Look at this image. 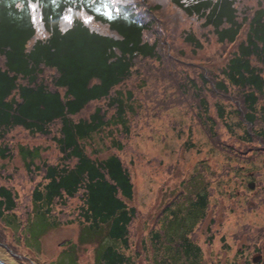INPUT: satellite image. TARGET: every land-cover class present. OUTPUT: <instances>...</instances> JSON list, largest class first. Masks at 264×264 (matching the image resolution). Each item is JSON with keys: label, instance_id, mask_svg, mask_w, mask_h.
I'll return each mask as SVG.
<instances>
[{"label": "trees", "instance_id": "trees-1", "mask_svg": "<svg viewBox=\"0 0 264 264\" xmlns=\"http://www.w3.org/2000/svg\"><path fill=\"white\" fill-rule=\"evenodd\" d=\"M30 3L0 0V165L12 163L0 166V243L19 255L30 233L78 222L99 264H133L130 249L196 263L218 190L208 180L172 196L155 219L163 231L153 226L135 246L142 207L122 153L174 108L227 157L218 175L264 152V0H122L114 19L79 0Z\"/></svg>", "mask_w": 264, "mask_h": 264}, {"label": "rangeland", "instance_id": "rangeland-1", "mask_svg": "<svg viewBox=\"0 0 264 264\" xmlns=\"http://www.w3.org/2000/svg\"><path fill=\"white\" fill-rule=\"evenodd\" d=\"M171 112L175 117L170 116L174 118L173 120L162 119L155 121L156 126L154 123L151 129L143 128L138 134L133 135V142H129L128 150L122 153L125 163L133 161L130 165L135 183L132 203L140 209L142 207L134 229L135 246L138 243L140 245L142 237H148L153 226L161 227L160 230L163 231L164 217L161 219V225H155V219L165 204L167 205L173 198V189H186L187 193H196L201 191L203 184L209 180L210 183L206 188L209 186L218 190L213 193L212 200L219 202L214 214L216 221H220L222 230L220 231L224 233V238L219 240L216 238L209 247L202 244L207 223L211 218V212H208L206 221L198 230V235L196 229L199 253L196 263L193 264H226V261L231 263V260H223L230 259L235 249L231 233H234L240 225L264 219V198H262L264 197V152L254 157L251 163H240L243 167L236 176L226 178L224 175H218V171L222 170L221 165L228 161L227 157L211 149L204 133L192 128L191 133L189 125L192 124V119L188 115L185 116L176 108ZM18 139L29 141L30 144L38 142L30 137L21 136ZM51 145L54 147L53 144ZM236 160L230 158L229 165L232 167L239 165ZM19 161V158H15V162L19 163ZM11 165L12 163L7 164L5 161L0 166L6 170ZM203 165L206 168L202 169ZM214 172L217 174H213ZM179 180L184 182V186L175 183ZM251 181L255 182L252 188L248 186ZM249 198L260 200V205L255 206L253 204L255 201L249 202ZM220 201L230 205L227 211L221 208ZM249 203H252V206H248ZM188 204L189 202L183 205L184 210L186 209L184 217L189 213ZM175 207L172 210H175ZM169 227L168 225L166 232L172 231ZM80 232L81 225L78 222L43 227L39 234L28 235L27 241L34 247L20 245L22 254L16 255L0 243V260L6 264H99L95 258L98 243L81 241ZM221 232L216 235L222 236ZM245 241L244 238L240 240V242ZM129 253L131 256L135 254L133 264H163L164 261L161 260L163 250L158 256L154 254L161 263L151 260L142 251L130 249ZM28 256L32 260H28L26 258ZM217 257L222 258L217 260ZM210 258L215 260H209ZM180 264L185 262L181 261Z\"/></svg>", "mask_w": 264, "mask_h": 264}, {"label": "flooded vegetation", "instance_id": "flooded-vegetation-1", "mask_svg": "<svg viewBox=\"0 0 264 264\" xmlns=\"http://www.w3.org/2000/svg\"><path fill=\"white\" fill-rule=\"evenodd\" d=\"M251 228L250 235L245 236L246 241L233 240V253L231 258H224L226 264H264V219L247 223ZM212 245V242L210 243ZM222 258V257H221ZM217 257V260L221 259ZM209 260H215L210 258Z\"/></svg>", "mask_w": 264, "mask_h": 264}, {"label": "snow or ice", "instance_id": "snow-or-ice-1", "mask_svg": "<svg viewBox=\"0 0 264 264\" xmlns=\"http://www.w3.org/2000/svg\"><path fill=\"white\" fill-rule=\"evenodd\" d=\"M122 2V0H79L81 5H86L87 8L98 15L104 16L106 19H114L115 16L120 14L119 9H117L116 5ZM30 3V0H29ZM52 3L55 5L57 0H52ZM30 6L34 9L36 5L31 4ZM68 14H66L63 19L69 23H71L73 16V9L69 8ZM81 18L84 19L85 23H91L93 17L84 16L82 13L80 14ZM33 22H35V17H33Z\"/></svg>", "mask_w": 264, "mask_h": 264}, {"label": "water", "instance_id": "water-1", "mask_svg": "<svg viewBox=\"0 0 264 264\" xmlns=\"http://www.w3.org/2000/svg\"><path fill=\"white\" fill-rule=\"evenodd\" d=\"M250 186L253 187V183L250 184ZM0 264H6V263H4L3 261L0 260Z\"/></svg>", "mask_w": 264, "mask_h": 264}]
</instances>
